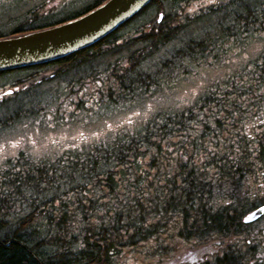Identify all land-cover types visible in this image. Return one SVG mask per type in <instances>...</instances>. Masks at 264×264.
Masks as SVG:
<instances>
[{
  "label": "trees",
  "instance_id": "trees-1",
  "mask_svg": "<svg viewBox=\"0 0 264 264\" xmlns=\"http://www.w3.org/2000/svg\"><path fill=\"white\" fill-rule=\"evenodd\" d=\"M165 1L151 0L117 30L59 59L88 64L75 79L71 66L57 75L69 77L70 100L87 85L106 102H128L233 34L264 33L258 0L201 10L212 23L200 31V17L185 14L198 1L173 0L170 11ZM149 14L117 44L120 29ZM32 103L39 109L43 101ZM16 163L19 173L0 169V264H242V218L264 204V52L191 108L159 114L138 132Z\"/></svg>",
  "mask_w": 264,
  "mask_h": 264
},
{
  "label": "rangeland",
  "instance_id": "rangeland-1",
  "mask_svg": "<svg viewBox=\"0 0 264 264\" xmlns=\"http://www.w3.org/2000/svg\"><path fill=\"white\" fill-rule=\"evenodd\" d=\"M196 1L199 4H191L185 14L200 17L195 28L202 30L212 21L204 19L201 10L213 9L229 0H217L213 4H208L206 0ZM172 3L173 0L165 1V11L171 10ZM149 16L150 14L138 17L118 34L133 37L139 23ZM160 16L161 14H154L153 18L158 19ZM187 29V33L192 36L191 31L194 29ZM263 52L264 33L247 30L235 36L233 34L202 57L199 55V64L184 62L188 66H182L183 73L172 72L171 79L158 80L160 86L150 93H135L128 102H106L100 95H90L94 90L87 86L83 102L73 105L71 111L51 110L54 103L67 95L58 80L42 84L38 89L43 93L44 99L52 104L46 106V115L43 112L40 113L41 116L21 117L0 130V169H8L16 162L19 164L20 156H16L17 154L31 157L37 162H46L60 154L86 152L97 145H108L117 135L138 132L159 114L191 108L210 88L225 83L230 75L240 72ZM54 99L57 100L53 101Z\"/></svg>",
  "mask_w": 264,
  "mask_h": 264
},
{
  "label": "flooded vegetation",
  "instance_id": "flooded-vegetation-1",
  "mask_svg": "<svg viewBox=\"0 0 264 264\" xmlns=\"http://www.w3.org/2000/svg\"><path fill=\"white\" fill-rule=\"evenodd\" d=\"M102 2L104 0H0V40L19 37L62 24L87 13ZM161 19L162 14L156 20L159 22ZM131 37L127 38L119 34L117 44H122L124 40ZM59 59L61 58L34 66L0 71V130L20 120L21 117L41 116L40 113L43 112L44 115L47 114L44 110L52 102L45 100L43 93L39 91L38 88L42 84L58 80L60 87L67 92L66 97L54 103L51 110L71 111L73 105L77 106L83 102L87 95V85L81 95L74 94L70 100L71 89L68 85L69 80L65 77L66 74L63 77H57V75L64 72L65 66L72 67L71 71L67 72L73 79L79 73L86 74L88 64L82 63L86 57H78L76 60L70 59L62 63L58 62ZM84 82L88 83V79ZM77 85L75 84L76 87ZM93 93L91 92L93 97H99L98 93ZM37 100L38 102L43 101V104L38 107L39 109L43 107L40 110L35 109L32 103ZM16 156H21V154ZM243 227L246 243L245 254L247 255L242 264H264V215L255 222L243 224Z\"/></svg>",
  "mask_w": 264,
  "mask_h": 264
},
{
  "label": "water",
  "instance_id": "water-1",
  "mask_svg": "<svg viewBox=\"0 0 264 264\" xmlns=\"http://www.w3.org/2000/svg\"><path fill=\"white\" fill-rule=\"evenodd\" d=\"M151 0H107L87 14L20 37L0 40V70L45 63L88 47L113 32ZM264 206L248 214L257 219Z\"/></svg>",
  "mask_w": 264,
  "mask_h": 264
},
{
  "label": "snow or ice",
  "instance_id": "snow-or-ice-1",
  "mask_svg": "<svg viewBox=\"0 0 264 264\" xmlns=\"http://www.w3.org/2000/svg\"><path fill=\"white\" fill-rule=\"evenodd\" d=\"M206 2L208 3V4H213V3H216L217 2V0H206ZM201 6H203V5H201ZM195 95V94H194ZM151 107V106H150ZM150 110V109H149ZM14 172H16V173H19V169H16L14 166H13V169H12ZM3 178H6V176L5 177H3ZM18 182V181H17ZM81 183H83V181H80ZM89 187H92V185L90 184L89 185ZM73 194L72 193H68V197L69 198H71V196H72ZM84 195H87V193H84ZM245 220H247V217H245Z\"/></svg>",
  "mask_w": 264,
  "mask_h": 264
},
{
  "label": "bare ground",
  "instance_id": "bare-ground-1",
  "mask_svg": "<svg viewBox=\"0 0 264 264\" xmlns=\"http://www.w3.org/2000/svg\"><path fill=\"white\" fill-rule=\"evenodd\" d=\"M63 57H65V56H63ZM35 65H37V64H35ZM82 68V67H81ZM64 74V73H63ZM131 87V86H130ZM45 195V194H44ZM42 196V195H41ZM48 196H49V194H48ZM46 198V197H45ZM3 200V199H2ZM66 209V208H65ZM30 210V209H29ZM10 220V219H9Z\"/></svg>",
  "mask_w": 264,
  "mask_h": 264
}]
</instances>
